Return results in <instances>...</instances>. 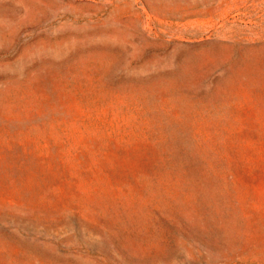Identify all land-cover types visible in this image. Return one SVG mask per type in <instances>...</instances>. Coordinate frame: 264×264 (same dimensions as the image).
Wrapping results in <instances>:
<instances>
[{
	"label": "rangeland",
	"instance_id": "374dc122",
	"mask_svg": "<svg viewBox=\"0 0 264 264\" xmlns=\"http://www.w3.org/2000/svg\"><path fill=\"white\" fill-rule=\"evenodd\" d=\"M0 264H264V0H0Z\"/></svg>",
	"mask_w": 264,
	"mask_h": 264
}]
</instances>
